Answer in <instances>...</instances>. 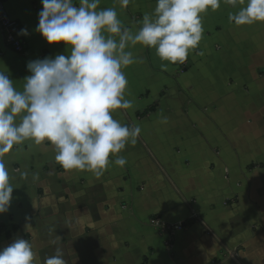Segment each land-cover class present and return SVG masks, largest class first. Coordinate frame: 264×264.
<instances>
[{
	"label": "crops",
	"instance_id": "0c3cea01",
	"mask_svg": "<svg viewBox=\"0 0 264 264\" xmlns=\"http://www.w3.org/2000/svg\"><path fill=\"white\" fill-rule=\"evenodd\" d=\"M156 5L100 0L132 32ZM242 6L221 0L202 14L203 38L182 64L152 48L128 49L138 60L123 69L133 108L113 115L141 134L118 154L124 167L110 162L96 177L63 169L47 142L14 147L0 250L22 238L35 264L57 247L67 264H264V23L235 26L229 14ZM6 10L28 35L17 54L0 32V72L22 91L29 62L70 50L36 31L42 0H7Z\"/></svg>",
	"mask_w": 264,
	"mask_h": 264
},
{
	"label": "clouds",
	"instance_id": "9594fccd",
	"mask_svg": "<svg viewBox=\"0 0 264 264\" xmlns=\"http://www.w3.org/2000/svg\"><path fill=\"white\" fill-rule=\"evenodd\" d=\"M224 2L243 5L229 14L235 26L264 23V0ZM119 3L127 8L135 0ZM220 5L221 0H157L154 13L144 14L142 26L132 32L114 8H101L100 0H79L78 5L42 0L36 31L49 45L64 44L70 54L29 62L22 91L0 72V215L9 210L14 189L5 159L26 141L52 145L56 162L68 171L100 177L110 162L124 167L126 158L118 154L135 145L141 134L138 125H124L113 115L133 108L123 69L138 60L128 49L152 48L162 61L182 64L203 38L202 14ZM20 34L28 35L27 29ZM161 68L166 70L167 64ZM160 122L167 123V117ZM35 261L29 240L17 238L0 250V264ZM44 264H67L61 248Z\"/></svg>",
	"mask_w": 264,
	"mask_h": 264
},
{
	"label": "built area",
	"instance_id": "2783aa9c",
	"mask_svg": "<svg viewBox=\"0 0 264 264\" xmlns=\"http://www.w3.org/2000/svg\"><path fill=\"white\" fill-rule=\"evenodd\" d=\"M7 0H0V32L5 44L17 54L25 53V45L20 34L22 25L11 18L6 10Z\"/></svg>",
	"mask_w": 264,
	"mask_h": 264
},
{
	"label": "trees",
	"instance_id": "16d2710c",
	"mask_svg": "<svg viewBox=\"0 0 264 264\" xmlns=\"http://www.w3.org/2000/svg\"><path fill=\"white\" fill-rule=\"evenodd\" d=\"M155 108V105L151 106L148 110H146L143 115H146L148 112L152 111ZM194 223L193 219L190 220H186L185 222H183L179 227L182 229L188 228L190 227L192 224Z\"/></svg>",
	"mask_w": 264,
	"mask_h": 264
}]
</instances>
